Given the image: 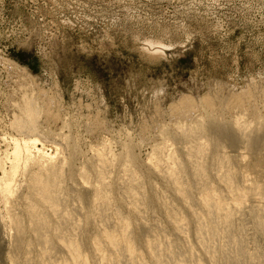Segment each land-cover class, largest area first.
I'll use <instances>...</instances> for the list:
<instances>
[{
    "label": "rangeland",
    "instance_id": "1",
    "mask_svg": "<svg viewBox=\"0 0 264 264\" xmlns=\"http://www.w3.org/2000/svg\"><path fill=\"white\" fill-rule=\"evenodd\" d=\"M150 42L164 51L150 55ZM263 79L264 0H0V190L8 183L15 141L21 145L36 138L40 151L31 150L29 160L21 155L24 160L10 181L13 190L6 196L0 191V264H10L9 250L16 249L17 260L23 262V246L29 240L24 205L33 198L28 183L48 158L58 167L63 162L62 210L72 215L65 223L52 217L50 226L65 232L82 216L75 235L89 264H106L99 261V255L114 258L115 264H129L123 254L116 257L119 254L101 233L104 225L110 230L117 227L118 211L135 221L133 240L141 239L134 240V264H153L148 245L155 243L163 245L159 249H167L157 253L161 260H168L163 264H194L196 258L206 262L202 264L214 260L213 264L222 260L225 264V254L234 258L233 264L238 259L236 264H264V233L256 225L264 209ZM247 91L251 97L246 104L235 108L228 104L231 96ZM23 96L37 98L41 108L53 98L43 113L40 109L35 137L21 134L13 125L22 117ZM203 98L215 100V104L207 107ZM185 100L192 102L186 109L189 113L184 110L175 115L172 110ZM239 118L242 130L234 126ZM257 122L263 128L255 127ZM183 124L197 126L198 131L211 130L191 140L179 133L177 127ZM223 127L232 141L218 135ZM201 144L208 145L207 183L235 210L232 228L223 232L220 226L216 234L220 237L203 234L199 238L195 233L192 212L203 213L199 196L204 190L191 170L193 160L184 153L197 151ZM101 149L105 150V166H100L96 154ZM158 149L163 162L159 171L151 167ZM213 149L214 159L209 157ZM172 152L182 163L181 181L190 202L162 172ZM218 158L224 159L220 168ZM229 170L233 172H226ZM82 171L87 173L88 183L80 179ZM132 172L134 185L128 180ZM98 173L107 185L110 205L86 218L84 214L93 210L91 198ZM226 177H234L236 187L230 189ZM130 184L141 195L134 205L137 210L129 205L132 197L126 192ZM169 209L178 214L176 223L168 219ZM8 211L21 217L20 234ZM33 246L32 254L39 249L37 244ZM221 246H227L226 253ZM240 251L243 256L235 258L234 253ZM37 253L29 255L32 264L39 262ZM68 257V251L59 245L52 254L60 262Z\"/></svg>",
    "mask_w": 264,
    "mask_h": 264
},
{
    "label": "bare ground",
    "instance_id": "2",
    "mask_svg": "<svg viewBox=\"0 0 264 264\" xmlns=\"http://www.w3.org/2000/svg\"><path fill=\"white\" fill-rule=\"evenodd\" d=\"M148 38V37H147ZM158 39V38H157ZM148 40V39H147ZM162 40V39H161ZM155 42V41H154ZM154 42H150L149 43V46L150 48L152 49V53L150 55H157L160 54L161 52H163L159 47H157V44L154 43ZM157 42V41H156ZM159 43V42H158ZM146 47V46H145ZM148 47V46H147ZM150 49L147 48V51H149ZM144 51V50H143ZM146 52V51H145ZM165 53V52H164ZM163 53V54H164ZM149 55V53H147ZM156 56V57H157ZM162 57V56H161ZM153 58V56H152ZM16 70V69H15ZM22 71V70H21ZM19 72V71H18ZM50 75V74H49ZM56 75V74H55ZM26 76V75H25ZM34 77V76H33ZM36 79V78H35ZM257 79V78H256ZM262 80V79H261ZM264 80V79H263ZM27 81V80H26ZM248 81V80H247ZM58 82V81H57ZM259 83V82H258ZM82 85V84H81ZM53 86V85H51ZM24 88V87H23ZM236 88V87H235ZM261 88V87H260ZM25 89V88H24ZM234 89V88H233ZM28 90V89H27ZM215 90V89H214ZM85 91V90H84ZM29 93V92H28ZM254 94V93H253ZM28 94H26L27 96ZM31 95H32V92H31ZM54 95V94H53ZM229 95V94H228ZM33 96H35L33 94ZM48 96V95H47ZM52 96V95H51ZM57 96V95H56ZM61 96V95H60ZM31 97V96H30ZM45 97V96H44ZM52 97H55V96H52ZM50 97V99L46 100L43 104V106L45 108H47L50 103L52 104V100L53 98ZM212 98H214L213 96H211ZM228 97V96H227ZM232 97V100L231 102H228V104L232 105L233 108L235 107H238V106H243V104L245 103V100H249L250 97H251V92L247 91V92H244V93H241L239 95H235V96H231ZM256 97V96H254ZM29 98V97H28ZM27 97L23 96V104L21 105L23 109V113H21L20 115L22 116L21 118L18 117L15 118L17 119L15 121V123L13 124L14 127L19 131L21 132V134H26V135H33V137L36 136V130H37V121L38 120V117L39 116H42V113H43V108L44 107H39V104L37 103L38 102V99L37 98H30L28 99ZM210 98V97H209ZM47 99V97H46ZM219 99V98H218ZM228 99V98H227ZM226 99V100H227ZM43 101V99H41ZM204 100V98H203ZM17 102V101H16ZM19 102V101H18ZM211 102V99H205L204 100V103L203 105L207 106V107H210L211 105H213ZM215 102V100H214ZM213 102V103H214ZM219 102V101H217ZM42 103V102H41ZM192 102L188 101V100H185L183 103H181L177 108L173 109L172 111L173 112H176L175 115H177V112L178 111H184L188 108H190L192 105H191ZM215 104V103H214ZM227 104V103H226ZM226 104L224 107H226ZM246 104V103H245ZM57 105V104H56ZM224 105V104H223ZM229 105V106H230ZM19 106V105H18ZM42 106V105H40ZM235 106V107H234ZM247 106L248 103H247ZM195 107V106H194ZM223 107V106H222ZM246 107V105H245ZM252 107V106H251ZM250 107V108H251ZM18 108V107H16ZM173 108V107H172ZM229 108V107H228ZM42 110V113L40 114L41 110ZM210 109V108H209ZM208 109V110H209ZM213 109V108H212ZM232 109V108H230ZM237 109V108H236ZM243 109V108H242ZM253 109V108H252ZM47 110V109H46ZM190 110V109H189ZM192 110V108H191ZM55 111V110H54ZM187 111V110H186ZM222 111V110H221ZM251 111V109H250ZM188 112V111H187ZM249 112V111H248ZM256 112V111H255ZM189 113V112H188ZM187 113V114H188ZM253 113H254V110H253ZM192 114V113H191ZM235 114V113H234ZM44 115V114H43ZM46 115V114H45ZM179 115V113H178ZM186 115V114H185ZM184 115V116H185ZM262 115V114H261ZM48 116V115H47ZM46 116V117H47ZM188 116V115H187ZM41 118V117H39ZM211 118V117H210ZM213 118V117H212ZM238 118V117H237ZM242 118V117H241ZM202 119V118H201ZM261 119V118H260ZM241 119L239 118V120H235V127H240L244 125H241V123L239 122ZM243 120V118H242ZM262 120V119H261ZM260 120V121H261ZM96 121V120H95ZM257 121V120H256ZM93 122V121H92ZM40 123V122H39ZM38 123V124H39ZM62 123V122H61ZM65 123V121H64ZM201 123V122H200ZM200 123H197V125ZM258 123V122H257ZM261 124L262 123H258L257 126L255 125V127H261ZM41 125V124H40ZM202 125V124H201ZM248 125V124H247ZM65 126V125H64ZM66 126H67V123H66ZM13 127V126H12ZM13 127V128H14ZM248 129H250L249 126H247ZM245 127V128H247ZM252 127V126H251ZM254 127V126H253ZM179 130V133L183 136H185V138H188V139H194L197 137V135H199V133H204V134H207L209 133V131L211 130V128L209 127V129H203V131H198V128L197 126H185L183 124V126L179 125V127H177ZM237 128V129H238ZM241 128V127H240ZM241 128V130H242ZM244 128V130H245ZM263 128V127H261ZM227 129V128H226ZM226 129L223 127L222 128V131H219L218 132V135L220 137H223V136H228V137H225L227 139H229L230 141H232L230 134L227 133ZM166 131V130H165ZM162 132H164V130H162ZM163 134V133H162ZM185 134V135H184ZM263 134V133H262ZM28 135V136H29ZM223 135V136H222ZM163 136V135H162ZM233 140L235 139V136L233 135ZM262 137V136H261ZM261 137L259 139H261ZM264 137V135H263ZM224 138V137H223ZM254 139V138H253ZM259 139H257L259 141ZM38 139L36 138H33L30 140L27 139V140H24L22 142V144L20 145L19 142L17 141H13L14 142V156L13 157V160H12V163H11V167H10V172L6 175L7 176V180H8V183L0 190L1 191V195H8L11 193V191L13 190L12 186H11V182L12 180L14 179V177L17 175L18 173V170L20 168V163L25 159V160H29L31 159V150H35L36 153H39L40 151L36 148V143L38 142L37 141ZM263 140V139H262ZM247 144L248 146H252V144H250L251 142L249 141V139L247 138ZM252 141V140H251ZM264 141V140H263ZM257 142V141H256ZM261 142V141H260ZM259 142V143H260ZM263 144V143H262ZM165 147V146H164ZM207 147L208 145L207 144H201L199 146V148L197 149V151H186L184 153V155L186 157H188L190 160H193L192 161V165H193V168L191 169L193 174H194V178L198 181V183L203 187V192L200 194L199 196V204L200 206L203 208V213L201 215H196V214H193L192 212V215H195V219H196V235L201 238V236L203 234H208L211 236V238H213L217 232H218V229L220 228V226L223 228V232L224 230H227L232 224H233V215H234V212L235 210H233V208H230L229 205H227L225 199L221 196H219L218 194H216L215 191H213L210 187V185L207 183V178L205 177V173L208 172V165L206 163V159H207V155L205 156V154H207ZM105 148V147H104ZM162 149V148H161ZM164 149V148H163ZM165 151V149L163 150ZM160 153H162V151L160 149L156 150V152L154 153L157 158L153 157L154 159V162L152 163V169H158L157 171H159L160 169V165L159 163H163L161 158H160ZM25 154V156H24ZM97 156H98V162L100 160V166L103 165L105 166V163L107 161H105L104 159V155H105V150L103 151L102 149L97 151L96 152ZM21 155L24 156V159L22 160L21 158ZM57 155V154H56ZM158 155V156H157ZM162 155V154H161ZM43 157V156H42ZM48 157V156H47ZM164 157V156H163ZM209 157L214 159L216 158V149H213L210 154H209ZM166 158H168V161L170 163H168V167L166 169V171H162L165 173V178L166 180L171 183L172 185H174L175 187V190L176 192L187 202H190L189 201V194L187 193V188H186V184L184 182L181 181V173H182V163H180L179 161V158L172 153H170V155H168ZM165 158V159H166ZM54 159V158H53ZM56 159V158H55ZM22 160V161H21ZM47 160V159H45ZM71 160V159H70ZM21 161V162H20ZM131 161V160H130ZM161 161V162H160ZM71 163V161H69ZM151 162V161H150ZM229 162V161H228ZM62 163L60 164V166L58 167L57 165H55L54 161L52 160V158H48V160L45 162V164H39L40 167L39 169L37 170V172L31 174L30 176V179H29V183H28V188L30 190H32V196L33 198L32 199H28L26 200V204L24 205L25 206V210H24V214L25 216L27 217V219L29 220V225L27 226L28 228L26 229V233L29 234V240L27 242L26 245L23 246V255H21L23 258V262L21 264H32L31 262V258H29V255L32 254V250L34 251V244H37L39 249L38 251H36L35 253L33 252V254H36L37 252V255H39V262H37V264H89V260L87 261L88 257L81 254L80 251H79V242H78V237H76L75 235V231H77L79 228H80V225H81V218L82 216L78 217L79 219L74 222V220L72 221V226H69L70 228H66L65 232H60L58 230V227H52L50 226L51 223V218L52 217H56L58 219H61L62 222L64 221H67L69 220V217L71 216H68V214H65L62 210V201H61V198L60 196H62V194L60 195L62 189H61V182L63 181V175H62ZM69 163V164H70ZM126 163V162H125ZM131 163V162H129ZM224 163V159L223 158H218L217 159V165L219 166L218 168H220L222 166V164ZM62 165V166H61ZM71 166V164H70ZM68 166L67 164V167H70ZM71 168V167H70ZM70 170V169H68ZM126 170V169H125ZM73 172V171H72ZM161 172V171H160ZM226 172H233V170H229V171H226ZM74 173H71V177ZM134 173H130V176H128V180H130L131 184L134 185V182H135V176L133 175ZM80 179H83L82 181H84V183H88V175L86 172L82 171L80 172ZM79 177V176H78ZM104 177V176H103ZM227 181H228V184L231 189V187H236V183H235V180H234V177H231V178H227ZM11 181V182H10ZM131 184H130V187L128 188V191L126 193H128L129 196L132 197V201L130 203L132 204H129L134 210H137L135 208V203L138 201V198H140L141 195H137V193H135L133 191V188L131 187ZM94 189H93V193H92V198H91V202L92 203V206H93V210H89L90 212L84 216L87 218V217H93L94 216V213H95V210L96 212L99 211L98 208L99 207H102V206H108L110 205L109 204V197L107 196L106 192H107V185L105 184L104 182V179L102 178L101 176V173H98L97 175V180L95 181V185H93ZM125 191V190H124ZM256 193V192H255ZM253 195V194H252ZM260 195V194H258ZM127 196V195H126ZM24 201V200H23ZM66 198L65 200L63 201L65 203ZM23 203V202H22ZM25 203V202H24ZM63 203V204H64ZM67 203V202H66ZM236 203V202H235ZM128 205V206H129ZM237 205V204H236ZM189 206L191 207V203H189ZM65 207V205H64ZM189 207V208H190ZM110 210V209H109ZM119 212V211H118ZM117 212L116 214V217L115 219H117V227L115 229H108L109 227H100L101 228V233L102 235L104 236V239L106 240V243L111 246L114 251L116 252V254H119L117 255L116 257L119 258V256L121 255L122 257V254L127 257L128 259V262L129 264H134V261L136 259V240L137 238H135L133 240V237L131 236V234L133 233V225H132V222L135 223V221H133V219H130L129 217H123V215H120L119 213ZM98 213V212H97ZM96 213V214H97ZM101 213V212H100ZM168 219L172 222V223H176L178 220H177V216L178 214L176 213L175 210H168ZM11 214V221L12 223L15 225L16 227V231L18 234L21 233V228H22V221H21V217L18 216V215H15V214H12L10 211H8V215L10 216ZM24 214L22 217H24ZM102 214V213H101ZM261 218H256V225L258 226V228H260V231L264 233V209L261 211ZM259 216V213L257 214ZM100 216V214H98V217ZM103 216V215H102ZM108 216V215H107ZM101 217V216H100ZM76 220V219H75ZM108 221V220H107ZM235 221V219H234ZM57 222V221H56ZM62 222H61V225H62ZM70 222V221H69ZM74 222V223H73ZM136 224V223H135ZM134 224V225H135ZM60 225V224H59ZM71 225V224H70ZM103 225V224H102ZM235 225V224H234ZM83 226V225H82ZM116 226V225H115ZM233 226V225H232ZM231 226V228H232ZM63 227V226H62ZM135 227V226H134ZM132 228V230H131ZM230 228V230H231ZM257 228V227H256ZM108 229V230H107ZM80 230V229H79ZM229 230V231H230ZM257 230V229H256ZM259 230V229H258ZM257 230V231H258ZM222 231V230H221ZM220 231V232H221ZM228 231V230H227ZM132 232V233H131ZM222 232V233H223ZM78 233V232H77ZM76 233V234H77ZM81 233V231H80ZM226 233V232H225ZM133 235V234H132ZM218 235V234H217ZM216 235V236H217ZM223 235H226V234H223ZM139 236V235H137ZM206 236V235H205ZM222 236V235H221ZM136 237V236H135ZM217 237H220V236H217ZM216 237V238H217ZM208 237H206L207 239ZM80 239V238H79ZM140 239V238H138ZM204 239V238H203ZM202 240V239H201ZM208 240V239H207ZM141 241V239H140ZM205 241V240H204ZM235 243L236 241L233 240ZM135 242V244H134ZM139 242V241H138ZM202 242V241H201ZM209 242H210V239H209ZM208 242V243H209ZM141 243V242H139ZM228 243V242H227ZM235 243H234V246H235ZM61 246L63 247L64 249H66L68 251V259L67 260H64L62 262L60 261H55L52 259V254H53V251L55 250V248L57 246ZM96 249L98 251H100L99 247L100 245L95 242L94 243ZM160 245V244H159ZM158 243H155V244H151V245H148V248L149 250L151 251V254H152V262L153 264H163V260L167 261L166 259H163L161 260L157 253H159V250H165L164 249H159V247H163V245H160L159 246ZM211 245V244H210ZM233 245V244H231ZM239 244H237V248L239 249L238 247ZM14 246H15V243H14ZM209 246V245H208ZM16 247V246H15ZM13 247V248H15ZM171 248H173V246H169ZM217 247V246H216ZM227 247V246H226ZM225 247V248H226ZM34 248V249H33ZM209 248V247H208ZM221 248L220 250H222V248L224 247H219ZM223 249L226 253V249ZM37 249V248H36ZM211 249V247H210ZM216 249V248H215ZM237 249V250H238ZM13 250V249H12ZM17 250V249H16ZM16 250H13L12 252H10L11 250H9V255H8V258L7 260L10 261L9 263L11 264H20V262L17 260L16 258V253L15 251ZM167 250V249H166ZM165 250V252H166ZM172 252L173 250L170 249ZM177 249L175 248V251ZM229 250V248H228ZM208 251V250H206ZM217 251V250H216ZM236 251V250H235ZM239 251V250H238ZM243 251V250H241ZM236 252L233 254V256L235 258H240V256H243V252ZM245 251V250H244ZM8 252V251H7ZM161 252V251H160ZM167 252H170V251H167ZM209 252V251H208ZM215 252V250H214ZM221 252V251H220ZM219 254H221V256L223 257L224 255H222L223 251ZM228 252V251H227ZM246 252V251H245ZM174 253V252H173ZM178 253V252H176ZM216 253V252H215ZM223 253V254H224ZM229 253V252H228ZM227 253V255H228ZM232 253V252H231ZM32 254V255H33ZM161 254V253H160ZM163 254V253H162ZM168 255V253H166ZM172 254V253H170ZM205 254V252H204ZM208 254V253H207ZM210 254V253H209ZM208 254V255H209ZM230 254V253H229ZM246 254V253H245ZM177 255V254H176ZM176 255H173L172 257L175 259V256ZM179 255V254H178ZM190 255V253H189ZM207 255V256H208ZM213 255V254H212ZM211 255V256H212ZM232 255V254H231ZM31 256V255H30ZM220 256V255H219ZM230 256V255H229ZM229 256H226L225 254V257H224V263L225 264H233V259H231ZM232 256V257H233ZM165 257V256H164ZM169 257V256H168ZM180 257V256H179ZM194 257V256H193ZM214 257V255L212 256V258ZM218 257V256H216ZM221 257V259H222ZM247 257V256H246ZM20 258V256H19ZM36 258V257H35ZM38 258V256H37ZM116 258V259H118ZM171 258V257H170ZM169 258V259H170ZM191 258H192V255H191ZM190 258V259H191ZM196 258V257H195ZM219 258V257H218ZM249 258V257H248ZM251 259H253V256L251 257ZM249 258V260H250ZM259 258V257H258ZM98 259L99 261H102V262H105L106 264H115L116 260L112 257H106L105 255H99L98 256ZM178 258H176L177 260ZM216 259V258H215ZM220 259V258H219ZM218 259V260H219ZM229 259H231V261H229ZM256 259V258H255ZM38 259H36L37 261ZM172 260V259H170ZM210 260V259H209ZM241 260V259H240ZM180 261V259L178 260ZM183 261V260H182ZM213 261V260H212ZM221 260H219L220 262ZM223 261V260H222ZM221 261V262H222ZM239 261V259L237 260ZM236 261V262H237ZM248 261V260H247ZM253 261V260H251ZM256 261V260H255ZM44 262V263H43ZM88 262V263H87ZM191 262V261H190ZM190 262H185L186 264L190 263ZM194 264H202L203 262H205L204 260L201 262V261H198L197 258L196 260L194 259ZM209 262V261H208ZM211 262V261H210ZM215 262V260H214ZM213 262V263H214ZM218 262V261H217ZM220 262V264H221ZM235 262V264H236ZM242 262V261H241ZM241 262L239 264H241ZM249 262V261H248ZM175 262H173L174 264ZM184 263V262H183ZM184 263V264H185ZM206 263V262H205ZM212 263V264H213ZM254 264V262H252ZM260 263V262H259ZM140 264V263H139ZM169 264H172V262H170ZM176 264V263H175ZM177 264H181V263H177ZM191 264V263H190ZM211 264V263H209ZM244 264V263H242Z\"/></svg>",
    "mask_w": 264,
    "mask_h": 264
}]
</instances>
